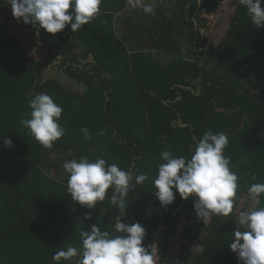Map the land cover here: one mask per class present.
Here are the masks:
<instances>
[{
  "label": "rangeland",
  "instance_id": "obj_1",
  "mask_svg": "<svg viewBox=\"0 0 264 264\" xmlns=\"http://www.w3.org/2000/svg\"><path fill=\"white\" fill-rule=\"evenodd\" d=\"M198 1H166V10L174 13L172 24L180 29L181 57L198 70L183 85L169 83L177 56L163 53L157 38L147 37L149 47L144 51L124 45L128 38L117 35L97 42L86 36V30L72 32L70 25L56 34L41 28L53 58L58 56L67 73L48 69L27 28L12 16L9 0H0V264H56L55 252L69 246L82 249V230L97 224L117 235L114 225L119 219L128 225L141 223L146 229L143 246L150 251L156 243L160 248L168 225L157 224L162 206L153 180L162 162L160 153L168 150L190 158L195 143L209 130L224 132L229 139L224 155L231 158L230 168L238 176L233 212L227 217L212 214L204 221L194 208L190 213L180 211L184 199L176 192L168 205L176 227L167 235L166 253L172 264H240L228 246L239 212L256 206L248 188L264 183V27L253 25L246 6L237 7V0L226 3L211 33L205 30L198 36L200 14L191 17L187 12ZM256 28L260 33H254ZM197 36L204 40L200 60ZM121 46L127 53V60H122L128 66L126 77L118 60ZM169 86L176 95L165 98L162 92ZM175 86L189 91L185 100ZM38 93H47L63 109L58 122L65 133L51 148L21 125L22 119L30 118L29 101ZM223 96L231 104L224 103ZM181 101L187 122L161 112ZM200 105L209 113L203 122L191 115ZM82 128L88 129L90 139L85 140ZM5 138L13 144L5 146ZM85 156L102 157L133 173L125 210L110 203L111 188L93 209L72 200L63 163ZM140 173L148 179L136 185ZM260 199L264 206V194ZM89 212L90 220L85 219ZM77 261L73 257L60 264Z\"/></svg>",
  "mask_w": 264,
  "mask_h": 264
},
{
  "label": "clouds",
  "instance_id": "obj_2",
  "mask_svg": "<svg viewBox=\"0 0 264 264\" xmlns=\"http://www.w3.org/2000/svg\"><path fill=\"white\" fill-rule=\"evenodd\" d=\"M103 0H9L12 15L19 22L39 25L48 33L56 34L70 25L72 32L81 30L100 12ZM129 6L141 7L146 14L155 15L153 3L143 0H127ZM246 6L253 25L264 27V0H238ZM30 118L22 119L21 125L27 128L32 137L45 148H51L60 139L65 129L59 124L62 106L54 102L47 93H38L30 101ZM81 132L85 140L90 139L87 128ZM104 133L101 132V135ZM5 146L13 141L5 138ZM229 144L226 133L207 131L194 145L190 158L174 156L170 151L160 153L157 176L153 184L154 193L162 207L171 205L175 193L187 200L194 196V210L204 221L212 214L229 216L233 212L238 189V176L230 168L229 156L224 150ZM69 174L67 191L74 202L88 209L95 208L98 201H104L108 190L112 189L110 203L125 210L126 198L132 185L133 173L116 164H108L102 157L94 160L88 157L73 158L63 163ZM147 174L135 176V184H142ZM175 189V192H174ZM264 194V183L252 184L248 195L255 207L240 211L238 228L233 232L234 239L229 244L236 253L240 264H264V206L260 197ZM91 219V213H85ZM117 235L102 231L97 224L87 231H81L82 249L69 246L53 254L56 264L78 257L77 264H156L152 252L143 246L146 229L137 222L132 225L117 220L114 225ZM242 229V230H241Z\"/></svg>",
  "mask_w": 264,
  "mask_h": 264
},
{
  "label": "trees",
  "instance_id": "obj_3",
  "mask_svg": "<svg viewBox=\"0 0 264 264\" xmlns=\"http://www.w3.org/2000/svg\"><path fill=\"white\" fill-rule=\"evenodd\" d=\"M236 1L237 0H228V3L230 5L232 2L235 3ZM203 5H204V3H203ZM239 6H240V4L237 5V7H239ZM199 11H200V7L198 6L197 2L191 3L190 6L188 7V10H187L188 15L191 17L194 14H199ZM239 11L240 10H238V12ZM221 17H222V15H221ZM151 21H152V27H151L152 34L154 35L153 37L157 38L161 44L160 47L158 45H157V47L160 48L163 53H169L173 56L174 55L177 56V57L172 59V64H174V67L172 68V74H171L172 79L169 81V83H171L172 80H174V83H179V84L185 85V83H187L185 78H190L192 76H196V72H198L197 68L195 67V64H193L189 60L183 59L181 57V49L178 45V41L174 37V28H173L172 21L167 15H165L164 12L156 11L155 15L151 16ZM200 27H201V29L204 27V20H201ZM201 29H200V31H198V36L203 35V33L201 32ZM83 30H88V29L84 28ZM235 30H236V27H235ZM87 32H89V33L86 36L89 39H93V38L97 39V37L93 36V34L90 31H87ZM257 32L260 33L259 29L258 28L254 29V33H257ZM95 33H97L98 36H100V34H101V32H99L97 30H95ZM106 33H108V34H106ZM106 33H105L104 37H112L113 38V33L111 30L109 32H106ZM88 35H90V36H88ZM102 36L99 37V40H97V42H101ZM198 36L195 39V43H196V50H197L196 53L198 55L197 60H200L202 55H203L202 49L204 48V40H203V38H199ZM236 43H237V39H235V44ZM249 46L250 45H247V47H249ZM120 52H122V54L120 55V57H119L120 59L118 58V60L121 62L120 67L121 66L123 67L122 71H124V76L126 77V76H129V73L127 71L128 66L126 64L124 65V63L122 61V60H124V61L127 60V56H126L127 53H125L126 51L123 48V46L120 47L119 53ZM121 74H123V72ZM120 78L121 77L119 76V79ZM175 88L177 89L178 87L175 86ZM178 89L181 92V94L183 95L182 100H185L189 95V93H188L189 91H184L183 89H180V88H178ZM160 90L162 91V89H160ZM162 93H164L163 96L165 98H171V97H174L176 95L175 90L170 88V86L167 87L165 89V91ZM222 100L224 103L228 102L229 104H231V99H228L226 96H223ZM181 104H182V101L175 103L174 107H163L161 112L169 113L172 118H177V117L179 118L180 117V118H182V120L184 122H187L186 118H185L186 115L183 116L182 109H180ZM174 108H175V110H174ZM176 110L177 111L179 110L178 114L175 112ZM191 115L196 116L199 119V121L203 122L209 118L208 117V115H209L208 108L202 107V105H200V106H198V108H195L192 110ZM197 129L198 128L194 127L193 131L197 134V137H199ZM194 201H195V197L189 196V198L187 200L183 201L182 205L180 206V211L190 213L191 210L194 208L193 207ZM171 213H172V208H170L168 206L166 208L161 207L159 210L160 220H158V222H157V224L159 223L161 225H165L168 223L167 228L163 231V234L161 236L164 244L161 246V248L159 250L160 261L165 262V264H172L173 263L172 257H170L166 254L167 235L170 234L176 227L175 221L171 217ZM157 224H156V226H157ZM156 226H154V227H156Z\"/></svg>",
  "mask_w": 264,
  "mask_h": 264
},
{
  "label": "crops",
  "instance_id": "obj_4",
  "mask_svg": "<svg viewBox=\"0 0 264 264\" xmlns=\"http://www.w3.org/2000/svg\"><path fill=\"white\" fill-rule=\"evenodd\" d=\"M166 1L167 0H143L144 3H153L155 6V12L162 11L167 16L169 14V18L173 21L175 19L174 13L173 11H169V9L168 11L166 10ZM175 3L172 5L174 6ZM151 16L152 14L144 13L141 7L133 8L129 6L127 0H103L100 6L99 14L93 18L89 24L83 25L81 30L83 31V28L88 29L86 31H90L93 36L97 37V39H99L102 35L103 36L101 38H103L105 33L111 30L113 32V36L117 35L121 38H128L124 42L121 40L124 45H131L132 49L136 46L143 47V50L145 51V49L149 47L147 46V41H149L147 37L154 36L151 29ZM187 25L190 26L189 21L187 22ZM173 28L174 37L177 38V41H179L178 39L180 38H178L179 34H177V32L180 29L177 27L175 22H173ZM95 30L101 32L100 36L95 33ZM39 53L41 55L40 51ZM55 54H59L58 50L55 51Z\"/></svg>",
  "mask_w": 264,
  "mask_h": 264
},
{
  "label": "built area",
  "instance_id": "obj_5",
  "mask_svg": "<svg viewBox=\"0 0 264 264\" xmlns=\"http://www.w3.org/2000/svg\"><path fill=\"white\" fill-rule=\"evenodd\" d=\"M227 2L228 0H200L198 1V6L200 7V11H199L200 18L201 20H204V27L201 29L202 33L205 32V30L208 34L212 32ZM21 22L27 28L28 32L32 36L34 45L41 52L42 61L45 67L51 70H55L58 73H66L67 67L63 64H60L59 60H56L58 56L55 57V59L53 58V55L51 53V48L46 41V35L41 31L42 29L39 27V25L38 24L37 25L25 24L23 23L22 20ZM160 248H157L156 243L150 246V252L153 253L155 260H158L159 262H160V258H159ZM166 252H167V248H166Z\"/></svg>",
  "mask_w": 264,
  "mask_h": 264
}]
</instances>
